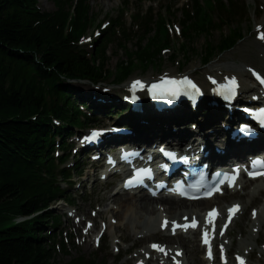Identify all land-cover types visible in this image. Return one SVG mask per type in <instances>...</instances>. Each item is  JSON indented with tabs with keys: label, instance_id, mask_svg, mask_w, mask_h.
I'll list each match as a JSON object with an SVG mask.
<instances>
[{
	"label": "trees",
	"instance_id": "trees-1",
	"mask_svg": "<svg viewBox=\"0 0 264 264\" xmlns=\"http://www.w3.org/2000/svg\"><path fill=\"white\" fill-rule=\"evenodd\" d=\"M66 4L65 0L61 5ZM30 5L31 0H0V264H60L54 260L46 243L35 238V234L42 230L43 222L35 219L11 226L14 217L32 214L47 202V193L42 187L33 185L37 178L32 175L34 167L40 166L42 161L50 162L47 155H42L50 130L40 125V119L35 123L29 122L42 98L32 76L49 82L46 68L66 71L71 65L65 59L64 48L60 47L56 54L49 48L54 30L48 28V23L32 29L35 21L44 18L29 15L27 8ZM195 6L199 14L197 0ZM77 15L76 25L80 26L87 16L84 0H79ZM204 22V16L198 15L195 20L186 16L184 25L187 29H198L204 26ZM162 24L160 20L157 33L148 37V46L139 44L135 52L149 56L145 48H153L155 43H160ZM28 53L38 56L40 65ZM90 68L86 64L78 70L87 74ZM72 71L66 73L71 74Z\"/></svg>",
	"mask_w": 264,
	"mask_h": 264
},
{
	"label": "bare ground",
	"instance_id": "bare-ground-1",
	"mask_svg": "<svg viewBox=\"0 0 264 264\" xmlns=\"http://www.w3.org/2000/svg\"><path fill=\"white\" fill-rule=\"evenodd\" d=\"M142 54L139 51H131L129 55H123L120 59V63H126L131 62L134 60H137L141 58ZM229 68L235 70L233 66H228ZM237 72V71H235ZM173 124H176V122L172 121ZM202 129H200L198 135L201 136ZM221 140V139H220ZM222 142V141H220ZM229 156L227 155L226 158ZM261 190V188L259 187ZM252 191L248 192L246 194V197L248 198V202L246 199L236 196L235 200L239 202V205L243 204L244 206H248L249 204H252L255 196L251 193ZM217 199V198H216ZM101 200V201H100ZM99 201L103 202L104 204L108 201H114L117 206L120 207L121 212L117 214L119 218L121 219L123 214L128 215L126 222L120 226V228H124L126 231H134L139 229L140 230L145 226H154L152 221L154 218L157 220L160 218V216L157 215V210L155 208L156 204L160 203L162 205H167V212L170 214L172 218H180L182 214H184V210H188L189 213L195 212V208L199 206L209 205V204H219L221 210L225 208L224 204H220V199L218 198L216 201L213 200L211 202H198V203H192L190 205H187L186 203L182 201H178L175 199H168V198H162L157 201L150 200L146 197H140V198H134L129 196H123V197H109L106 194H104ZM231 202V201H230ZM155 205V206H154ZM174 205L175 207L179 208L180 210L176 212L171 206ZM107 206V205H106ZM227 206V205H226ZM112 212L108 208L104 213H110ZM125 212V213H124ZM103 213V214H104ZM112 229V228H111ZM115 229V228H113ZM194 234L190 235V238L186 241L179 240L178 242L181 243V245L188 247V244L191 243L194 246ZM188 241V242H187ZM198 248V247H197ZM196 247L188 248V258L192 261L193 264H197V260L194 258L192 252H197Z\"/></svg>",
	"mask_w": 264,
	"mask_h": 264
},
{
	"label": "rangeland",
	"instance_id": "rangeland-1",
	"mask_svg": "<svg viewBox=\"0 0 264 264\" xmlns=\"http://www.w3.org/2000/svg\"><path fill=\"white\" fill-rule=\"evenodd\" d=\"M157 2H159L160 5H165L168 3L169 0H156ZM40 5L42 7V10L44 11H51L53 9V6L52 4H50L48 1L46 0H40ZM137 5L136 4H133L131 6V9L135 8ZM119 7V4H117L116 0H92L91 1V8H92V14L93 15H96L97 17H99L101 20L104 19L105 17H109V16H112L114 17L116 15V12H117V9ZM180 16L177 14V18H179ZM214 36V34H213ZM215 36L217 37L218 34H215ZM212 37L213 40H216V37ZM203 43V40H199L197 41L196 45L198 47V49L201 47ZM132 44V43H131ZM129 47H131V45H129ZM111 48H110V51H109V56H110V62L108 63V69H111V70H114L115 69V63L117 61V58L116 57H113L112 55H110V52H111ZM121 56L122 54H119L118 58L121 59ZM222 58H228L229 59V55L226 54L224 56H222ZM103 194V191L99 188H95V193L92 197V200H99V197L100 195ZM76 204H80V202H76ZM93 204V202H92ZM92 204L90 205V209L93 207ZM84 205H89V203H85ZM210 204L207 206L209 207ZM89 208V206L87 207ZM59 212H57L56 214H58ZM90 251L91 250H77L76 252L74 251L73 253H70V257H76L78 255H85L87 257H90L91 254H90ZM199 252H197L196 255H198ZM69 257H65L62 253L58 254V260L59 261H63L64 259L68 260ZM100 261L101 258L104 259L106 261L107 264H114V261H112V259L108 256H105V255H101L99 257Z\"/></svg>",
	"mask_w": 264,
	"mask_h": 264
},
{
	"label": "snow or ice",
	"instance_id": "snow-or-ice-1",
	"mask_svg": "<svg viewBox=\"0 0 264 264\" xmlns=\"http://www.w3.org/2000/svg\"><path fill=\"white\" fill-rule=\"evenodd\" d=\"M260 38H261V39H264V34H262ZM257 78L260 79V77H257ZM165 83L175 85L177 82H176V81H165ZM183 83L190 84L191 82L188 81L187 79H185V80L183 81ZM261 83H264V79H261ZM233 84H235V81H234V80H233ZM138 85H140V82H139V81H136V82H134L133 87H136V86H138ZM152 87H153V89H157V88H159V87H161V86H159V85H153ZM192 87H195V86L192 85ZM173 91H175V90L173 89ZM245 130L248 131V129H245ZM93 135H96V133H94ZM256 163H257V164H261V162H259V161H257ZM234 171L238 172V170H234ZM249 175H255V173H249ZM225 179L228 181V186L231 187V186H232V182H233L234 179H235V176H230V175H228V174H225ZM209 194H210V193H209ZM234 207H237V208H238V206H234ZM230 212H231V210H230ZM193 226H195V222H193ZM154 247H155V246H154Z\"/></svg>",
	"mask_w": 264,
	"mask_h": 264
}]
</instances>
